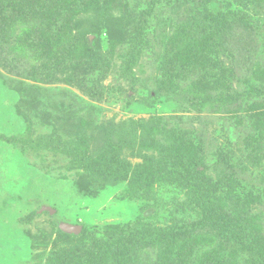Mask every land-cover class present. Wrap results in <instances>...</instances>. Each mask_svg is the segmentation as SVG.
Returning a JSON list of instances; mask_svg holds the SVG:
<instances>
[{
    "label": "rangeland",
    "instance_id": "obj_1",
    "mask_svg": "<svg viewBox=\"0 0 264 264\" xmlns=\"http://www.w3.org/2000/svg\"><path fill=\"white\" fill-rule=\"evenodd\" d=\"M207 2L227 15L213 38L219 64L188 72L177 80L176 89H164L167 47L187 28L198 37L195 24L208 30ZM77 19L76 32L85 42L92 45L99 36L98 67L85 71L90 72L89 86L102 67L107 69L92 94L66 83L61 71L59 81L45 82L58 65L29 49L39 30L33 20L25 23L28 27L18 23L13 29L3 28L0 21V264H46L52 253L86 249L92 236L105 240L109 226L133 224L139 217L151 228L173 227L183 218L192 228L199 219L180 212L183 193L160 187L150 193L131 183L146 158L161 159L165 138L155 132L157 125L193 137L212 179L233 175L238 191L258 198L251 215L259 217L264 238V128L257 131L254 113L264 109V2L112 0L99 12L93 9ZM105 22L112 24L117 39ZM88 60L82 58L85 67L79 69H86ZM77 146L84 164L118 159L125 173L97 177L91 166L75 163ZM169 160L162 158L159 166L155 162L157 170L165 169ZM227 203L231 215L234 203ZM60 224L82 226L85 234L71 238ZM217 253L222 260L230 252ZM159 255L156 246L147 247L137 259L154 264ZM232 264L260 263L241 251Z\"/></svg>",
    "mask_w": 264,
    "mask_h": 264
},
{
    "label": "trees",
    "instance_id": "obj_2",
    "mask_svg": "<svg viewBox=\"0 0 264 264\" xmlns=\"http://www.w3.org/2000/svg\"><path fill=\"white\" fill-rule=\"evenodd\" d=\"M111 3L112 0H0V21L3 28L13 29L18 23L28 27L25 23L33 20L34 26L36 24L39 30L37 36L28 42L29 49L33 47L34 51L41 54V59L49 58L50 61L58 62H56L58 70L55 74H47L45 82L50 83L53 79L59 81L58 73L61 71L65 75L66 83H74L88 94H92L101 78H104L107 69L102 67L103 69L98 72V78L92 83L89 82L91 88L86 82L89 80L90 72L85 71L90 67H98L96 63L100 57L99 36L92 45L85 42L83 35L76 32L79 29L77 18L81 13L93 9L99 12L105 5ZM207 5L210 6L208 13L211 16L208 30L202 25L195 24L194 28L200 27L198 37L193 34V28L190 32L187 28L181 30L170 41L167 47L169 60L165 69V75L169 76V79L163 82L164 89L166 87L176 89L177 80L185 79L188 72L198 69L207 71V68L219 64L216 60L217 45L213 38L218 32L216 26L221 27L220 25L227 21V15L220 14L212 2H207ZM105 27L117 39L112 24L105 22ZM25 45L21 44V47L27 49ZM84 57H90V60L86 69L81 70L79 68L85 67L82 64ZM35 59L38 60L37 57ZM94 71L98 70L93 69L92 72ZM254 111L256 128L259 131L264 128V109L257 108ZM154 129L165 138L159 150L161 159L145 157V164L138 168L141 171L132 178L131 183L133 186L136 184L138 189L144 186L150 193L156 191L157 187L170 188L176 190L178 194L183 193L184 198L178 203L181 207L180 212H192L199 220L193 223L192 228L183 218L178 219L181 221L180 224L174 222L173 227L161 229L144 225L142 218L139 217L133 224L109 226L104 232L105 240H96L95 236H92L91 243H87L86 249H65L52 253L46 264H143L137 259L140 249L155 246L160 250V255L154 264H232L235 256L241 251L250 253L253 259L264 264V238L260 235V228L257 225L259 217L251 215L258 198H251L245 189L238 191V183L233 175L218 180L212 179L207 174L205 155L200 144L187 133L176 128H161L159 125ZM263 134L264 129L261 137ZM150 140L148 138L146 141L147 145L150 144ZM82 154L83 151L78 146L75 147V163L84 169L85 167L90 169L91 166L98 172L99 178L110 179L113 178V173L116 176L126 171L118 159H109L110 165H98L89 160H84V164L80 158ZM162 158H170L168 166L163 170L162 168L157 170L156 163L159 166ZM229 200H232V205L234 203L231 215L226 212ZM202 230L211 231L212 235L200 233ZM84 234L83 229L81 235ZM65 235L71 238L81 236L69 233ZM131 241L133 245L128 246ZM205 248L208 249L204 250ZM227 250L230 252L228 258L220 260L217 252L223 251L224 254Z\"/></svg>",
    "mask_w": 264,
    "mask_h": 264
},
{
    "label": "water",
    "instance_id": "obj_3",
    "mask_svg": "<svg viewBox=\"0 0 264 264\" xmlns=\"http://www.w3.org/2000/svg\"><path fill=\"white\" fill-rule=\"evenodd\" d=\"M43 210L50 212L51 214L55 212V210L50 207H44ZM59 226L64 232L74 235H79L83 230L82 226H74L71 224H60Z\"/></svg>",
    "mask_w": 264,
    "mask_h": 264
}]
</instances>
